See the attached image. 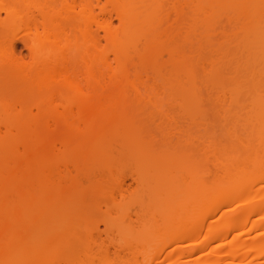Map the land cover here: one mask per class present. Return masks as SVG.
<instances>
[{"label":"bare ground","instance_id":"6f19581e","mask_svg":"<svg viewBox=\"0 0 264 264\" xmlns=\"http://www.w3.org/2000/svg\"><path fill=\"white\" fill-rule=\"evenodd\" d=\"M0 264H264V0H0Z\"/></svg>","mask_w":264,"mask_h":264}]
</instances>
